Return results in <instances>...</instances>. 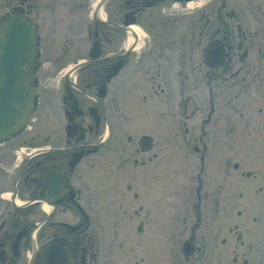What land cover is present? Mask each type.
Here are the masks:
<instances>
[{
    "label": "flooded vegetation",
    "instance_id": "obj_1",
    "mask_svg": "<svg viewBox=\"0 0 264 264\" xmlns=\"http://www.w3.org/2000/svg\"><path fill=\"white\" fill-rule=\"evenodd\" d=\"M4 1L32 18L40 43L49 9L85 24L73 13L88 0ZM173 1L185 5L116 0L110 20L58 45L68 74L57 86L38 73L30 120L0 141V264H264V0H194L192 17L169 11ZM131 23L147 33L138 51L125 48ZM164 93L161 151L141 152L148 134L119 136L113 113L122 100L153 110ZM169 137L194 165H167ZM18 149L31 152L18 162Z\"/></svg>",
    "mask_w": 264,
    "mask_h": 264
},
{
    "label": "rangeland",
    "instance_id": "obj_2",
    "mask_svg": "<svg viewBox=\"0 0 264 264\" xmlns=\"http://www.w3.org/2000/svg\"><path fill=\"white\" fill-rule=\"evenodd\" d=\"M41 5L43 7L42 0H41ZM41 15H42V16H40L41 23H42V27H41L42 29L41 30H42V36H43L42 45L44 48L45 57L47 58V61L48 60H49V62L51 61L50 65L52 66V68H51L52 71L50 73H47V75L42 73L41 76H42V80H44V82L47 81L46 82L47 85L50 86V84H49L50 79L49 78H51V77L55 78V76L59 73L57 70H59L61 66H63V65L65 66V64H66V59H61V56H60L59 52L57 51L58 45L61 43V41L65 37H68L71 43H75V42H73V36L79 32V30L82 28L81 27L82 25L78 26V24H76V23H71L69 25L65 24L64 23L65 21L61 18L60 13L53 14V13L48 12L47 13L48 16L44 15L43 13ZM83 26H84V24H83ZM81 31H82V34H85L84 29H81ZM72 33H74V34H72ZM70 48H72V46ZM164 96H165V93L162 96L157 97V98H159V100H160ZM128 97H129V95H128ZM171 99H172V96H168L167 101L156 100L157 105L153 106V110L151 108L149 109V106L147 103H144V104L139 103L138 105H136L135 102L132 104H128L129 100H124V101L122 100L123 104L126 105L125 108L123 107V109H120V113L122 115H120L118 112L113 113V119H114V121H116L119 124L118 130L121 131V132H119V136L123 134V131L124 132L127 131V133L130 134L131 137H133V138L136 136L138 138V135H140L138 133L142 132V130L145 133H149L151 135L155 134L153 136L154 137L153 139L154 140L159 139L158 140L159 145H158L157 149H156V147L154 148V151L156 152L158 150L160 152L161 151L160 146H161V142L163 140H162V138H157V137H158V134L161 133L163 124H166V120L167 121L172 120L171 119V117H172V106H171L172 100ZM202 105H204V103ZM115 114H119L121 116V118H119V117L117 118ZM160 114H161V116H159ZM198 115H199V112H198ZM50 117L51 116H49V113L47 112V114H45V117H43L46 119V121L41 122L43 124V126L48 125ZM195 118H196L195 120L197 121V117H195ZM160 119H163L164 122H161ZM196 121L194 122L193 120H191V124L192 125L196 124ZM154 130H155V132H154ZM43 134H45V132L41 133V137H43ZM171 134H172V132H171ZM172 138L173 137H169V140ZM158 142H156V143H158ZM168 145H170L171 150L169 153V163L167 165H177L176 163L181 158V156L179 154H177V152L178 151L183 152L182 151L183 146L178 140L176 141V139L173 141H169ZM177 145H179L181 147V149L178 150ZM243 148L244 147L242 145H238L237 148L235 149V153H238L239 157L240 156L248 157L249 155H250V157L253 156L254 152H252L251 150H248V149L245 151V150H243ZM258 149H259L260 161H264L263 156H262L263 155L262 147L260 148L259 144H258ZM250 152H252V153H250ZM107 154L111 157V159L114 160L115 155L113 153L110 154L107 151ZM254 155H255V153H254ZM156 161L157 160L154 159L153 163L151 165H156ZM188 162H190V159L188 160ZM147 165H150V164H147ZM160 165H161V163H160ZM239 165H241V164L239 163ZM171 174L172 173H170V175ZM170 177L172 178V176H170ZM173 181H176V180H172L170 183L172 184ZM140 183H142V181ZM117 193L118 192L115 191L113 194H117ZM127 198L125 197V201L127 200ZM126 223H128L127 220H126L125 224ZM250 235H251V230H247L245 232L243 229V236L246 239L249 240ZM216 253L220 257H224V255H225L224 250L220 245H218ZM125 255L127 257H129L128 252ZM256 263H257L256 259L252 260V262H249V264H256ZM217 264H220V262Z\"/></svg>",
    "mask_w": 264,
    "mask_h": 264
},
{
    "label": "water",
    "instance_id": "obj_3",
    "mask_svg": "<svg viewBox=\"0 0 264 264\" xmlns=\"http://www.w3.org/2000/svg\"><path fill=\"white\" fill-rule=\"evenodd\" d=\"M34 26L22 16L1 24L0 29V135L14 130L32 107Z\"/></svg>",
    "mask_w": 264,
    "mask_h": 264
}]
</instances>
